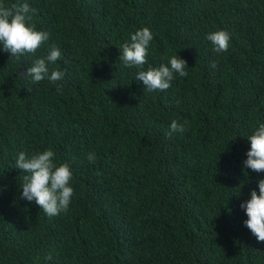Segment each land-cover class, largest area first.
Wrapping results in <instances>:
<instances>
[{"label": "trees", "instance_id": "trees-1", "mask_svg": "<svg viewBox=\"0 0 264 264\" xmlns=\"http://www.w3.org/2000/svg\"><path fill=\"white\" fill-rule=\"evenodd\" d=\"M0 3H28L29 24L49 33L20 57L0 45V264H264L241 208L264 179L244 168L264 124V0ZM144 27L143 70L187 61L165 91L146 90L119 60ZM218 30L231 35L227 52L207 39ZM53 44L62 56L49 74L65 75L33 84L28 68ZM173 120L185 131L169 135ZM48 149L74 189L52 217L21 198L28 173L15 164Z\"/></svg>", "mask_w": 264, "mask_h": 264}, {"label": "clouds", "instance_id": "clouds-1", "mask_svg": "<svg viewBox=\"0 0 264 264\" xmlns=\"http://www.w3.org/2000/svg\"><path fill=\"white\" fill-rule=\"evenodd\" d=\"M36 9L28 3L12 4L6 6L0 3V45L9 52L11 57H20L29 53H36L37 49L49 39V33L36 30L34 24H29ZM207 39L214 45V51L227 52L231 35L226 30L210 32ZM153 40V33L148 27L137 30L131 35L130 41L122 45L119 60L126 66L140 69L135 77L138 82H143L148 91H165L171 87L175 74L187 77V61L179 55H173L166 64L162 63L157 68L149 67L143 70L148 62L149 45ZM62 53L53 44L46 57L37 58L28 68L26 76L31 77L33 84H38L45 78L52 82L63 79L65 73L60 70L49 69L50 64H55ZM215 68L216 64L213 63ZM59 90V89H58ZM171 135L173 132H184L185 126L173 120L170 124ZM251 147L244 161L245 170L264 172V124L254 131L249 138ZM88 160L93 162L95 154L90 153ZM16 168L28 173L20 184L21 198L35 201L42 211L49 217L67 212L74 195L71 186L73 173L67 163L57 164L56 154L52 149L34 153L31 156L21 151L15 161ZM247 172V171H245ZM257 192L253 189L250 198L241 204L248 217L244 223L259 242H264V179L258 181ZM51 260L52 256L46 257Z\"/></svg>", "mask_w": 264, "mask_h": 264}]
</instances>
